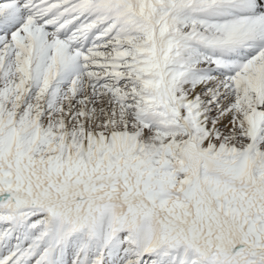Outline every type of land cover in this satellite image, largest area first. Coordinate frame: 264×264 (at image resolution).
Here are the masks:
<instances>
[{
    "label": "snow or ice",
    "instance_id": "1",
    "mask_svg": "<svg viewBox=\"0 0 264 264\" xmlns=\"http://www.w3.org/2000/svg\"><path fill=\"white\" fill-rule=\"evenodd\" d=\"M0 264H264V0H0Z\"/></svg>",
    "mask_w": 264,
    "mask_h": 264
}]
</instances>
